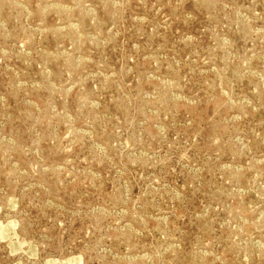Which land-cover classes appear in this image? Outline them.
Wrapping results in <instances>:
<instances>
[{
    "label": "rangeland",
    "instance_id": "obj_1",
    "mask_svg": "<svg viewBox=\"0 0 264 264\" xmlns=\"http://www.w3.org/2000/svg\"><path fill=\"white\" fill-rule=\"evenodd\" d=\"M0 264H264V0H0Z\"/></svg>",
    "mask_w": 264,
    "mask_h": 264
}]
</instances>
